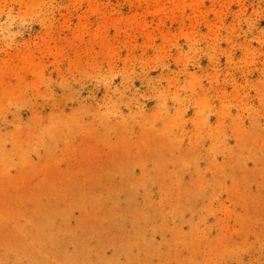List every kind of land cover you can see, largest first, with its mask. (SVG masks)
<instances>
[{"label":"rangeland","instance_id":"1","mask_svg":"<svg viewBox=\"0 0 264 264\" xmlns=\"http://www.w3.org/2000/svg\"><path fill=\"white\" fill-rule=\"evenodd\" d=\"M0 264H264V0H0Z\"/></svg>","mask_w":264,"mask_h":264}]
</instances>
